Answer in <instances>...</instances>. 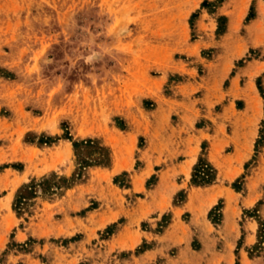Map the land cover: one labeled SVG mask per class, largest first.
<instances>
[{
    "label": "rangeland",
    "instance_id": "374dc122",
    "mask_svg": "<svg viewBox=\"0 0 264 264\" xmlns=\"http://www.w3.org/2000/svg\"><path fill=\"white\" fill-rule=\"evenodd\" d=\"M148 251L264 264V0H0V264Z\"/></svg>",
    "mask_w": 264,
    "mask_h": 264
},
{
    "label": "crops",
    "instance_id": "0c3cea01",
    "mask_svg": "<svg viewBox=\"0 0 264 264\" xmlns=\"http://www.w3.org/2000/svg\"><path fill=\"white\" fill-rule=\"evenodd\" d=\"M233 21H237V20L231 18L230 24ZM157 102L158 104L156 106L155 113H165L166 112L165 115L168 116L167 113L168 112L170 113L171 109L165 107L163 101H157ZM189 141L192 142L191 146H193V139L191 138ZM183 144L185 145V147L181 149L182 145L181 143H179L180 147L177 149L178 150L177 152L180 155V157L182 156V159L180 160L178 164L175 165V168L180 173H185L186 175L187 174L190 175L191 168L194 166V164L198 160L199 149H198V145L192 150V148L188 146L187 143H183ZM209 198L212 199L213 197H209ZM246 232H247L246 240L250 242L251 238L253 237V233L251 232L250 228H248ZM239 237H240V234L238 235V233H235V239H238ZM157 257L158 255H154V256L151 255V251L145 252V254L140 256V258L138 259L139 264H152L153 258H157ZM218 260L221 262H225L226 264L234 263L233 259L230 256H226L223 259H220L217 257L206 258V257L200 256V257H194L193 259H182L181 257H179L175 260H168L164 262L163 264H184V263L186 264H216Z\"/></svg>",
    "mask_w": 264,
    "mask_h": 264
},
{
    "label": "trees",
    "instance_id": "16d2710c",
    "mask_svg": "<svg viewBox=\"0 0 264 264\" xmlns=\"http://www.w3.org/2000/svg\"><path fill=\"white\" fill-rule=\"evenodd\" d=\"M259 88L261 92L263 93V89L261 86V83L259 82ZM76 150H79L81 148H87L92 149L95 154L98 155L96 159H85L84 164L86 166L88 165H109L111 161V152L110 149L103 146L100 142L94 141V140H87L83 142H75L74 143ZM217 177V172L215 168L204 158H201L199 163L194 168L193 173V182L197 185H208L212 184ZM31 193H34V190L31 191ZM23 197L20 196V199ZM19 202H21L19 200Z\"/></svg>",
    "mask_w": 264,
    "mask_h": 264
}]
</instances>
